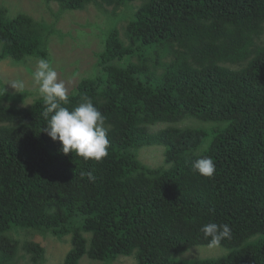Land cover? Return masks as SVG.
I'll return each mask as SVG.
<instances>
[{
    "label": "trees",
    "instance_id": "16d2710c",
    "mask_svg": "<svg viewBox=\"0 0 264 264\" xmlns=\"http://www.w3.org/2000/svg\"><path fill=\"white\" fill-rule=\"evenodd\" d=\"M43 1L82 11L135 0ZM125 31L127 41L105 33L95 77L68 93V107L88 98L105 118L99 162L60 151L43 131L42 98L22 107L0 92V264H20L21 248L46 263L44 246L20 231L71 237L60 264H264V0H143ZM51 34L0 3V60L48 59ZM151 146L164 147V165L141 161ZM203 157L215 163L211 178L193 167ZM208 222L230 226L227 253L179 259L208 245Z\"/></svg>",
    "mask_w": 264,
    "mask_h": 264
},
{
    "label": "rangeland",
    "instance_id": "374dc122",
    "mask_svg": "<svg viewBox=\"0 0 264 264\" xmlns=\"http://www.w3.org/2000/svg\"><path fill=\"white\" fill-rule=\"evenodd\" d=\"M0 3L9 9L12 16L30 15L38 21H44L49 26L52 34L48 43V59L53 62L58 79L65 83L67 93H69L83 79L95 77L98 53L103 50L104 36L107 31L114 27L121 33L123 40L127 41L126 27L130 17L138 10L143 0H135L128 7L120 9L90 5L82 11H65L58 4H47L43 0H0ZM37 58L32 57L20 63L12 59L0 60V90L5 86L6 94L20 96L22 100L20 101L19 98L18 104L22 107L31 105L40 98L31 76ZM16 79H22L25 83L22 93H17L8 84ZM184 125H195V127L205 128L210 132L214 123H202L189 119ZM165 127L167 125L163 124L153 130L157 131ZM164 150L162 146L144 147L140 150L139 156L144 164L157 168L164 165ZM14 236L19 240L34 241L44 246L47 259L45 264L63 263L72 248L69 236L60 240L51 234L45 235L35 231H20L18 235L14 234ZM86 237L90 236L87 234ZM226 253L227 250L223 247L198 246L182 254L179 259H210L221 257ZM19 256L21 259L26 257L20 259V264H31L30 257L22 248ZM80 264L102 263L84 257ZM114 264H136V258L135 256H120Z\"/></svg>",
    "mask_w": 264,
    "mask_h": 264
},
{
    "label": "clouds",
    "instance_id": "9594fccd",
    "mask_svg": "<svg viewBox=\"0 0 264 264\" xmlns=\"http://www.w3.org/2000/svg\"><path fill=\"white\" fill-rule=\"evenodd\" d=\"M32 82L38 95L42 98L44 110L42 116L46 121L44 132L53 141H59L60 151L65 154H74L87 161H101L108 155L109 139L105 118L93 102L84 98V102L70 108L67 88L63 81L58 79V73L50 59L38 57L34 70L31 72ZM8 84L17 93H22L25 83L22 79H16ZM6 84V85H8ZM5 95L7 89L2 90ZM194 169L203 177H213L216 166L210 157L198 159ZM90 181L95 176L89 172ZM200 231L203 238L208 241V248H218L225 239L231 238V228L228 224L208 222Z\"/></svg>",
    "mask_w": 264,
    "mask_h": 264
}]
</instances>
